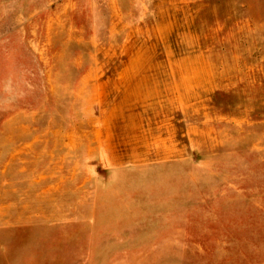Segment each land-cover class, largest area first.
Segmentation results:
<instances>
[{
	"label": "rangeland",
	"instance_id": "obj_1",
	"mask_svg": "<svg viewBox=\"0 0 264 264\" xmlns=\"http://www.w3.org/2000/svg\"><path fill=\"white\" fill-rule=\"evenodd\" d=\"M0 264H264V0H0Z\"/></svg>",
	"mask_w": 264,
	"mask_h": 264
}]
</instances>
